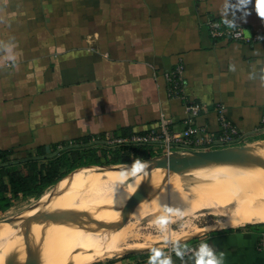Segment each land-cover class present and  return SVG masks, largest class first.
Masks as SVG:
<instances>
[{
    "label": "crops",
    "instance_id": "0c3cea01",
    "mask_svg": "<svg viewBox=\"0 0 264 264\" xmlns=\"http://www.w3.org/2000/svg\"><path fill=\"white\" fill-rule=\"evenodd\" d=\"M234 3L0 0V153L8 152L0 165H49L79 145L94 161L86 166L162 153L161 142L123 149L102 141L156 130L162 116L171 130L184 127L185 101L169 96L165 78L178 61L187 98L208 107L199 124L218 134L221 104L239 144L264 141V0H246L243 11ZM226 19L251 40L213 35L210 22ZM182 239L98 264H264V221Z\"/></svg>",
    "mask_w": 264,
    "mask_h": 264
},
{
    "label": "rangeland",
    "instance_id": "374dc122",
    "mask_svg": "<svg viewBox=\"0 0 264 264\" xmlns=\"http://www.w3.org/2000/svg\"><path fill=\"white\" fill-rule=\"evenodd\" d=\"M263 143L264 141H259L253 146L259 150ZM249 145L251 146L252 143ZM61 152V154L64 153ZM256 152L259 153V151L254 153ZM96 153H101V151H96ZM73 154L67 152L66 156L73 159ZM114 154L113 151L112 157ZM257 156L264 160V155L259 153ZM16 157L15 154L14 158ZM145 159L148 158L133 157L127 164L136 165ZM123 165L125 164L110 165L104 168L96 165L80 166L63 177L56 185L49 186L41 192L30 196L22 194L12 196V205L7 210H0V258L14 256L20 259L26 254L28 258H33L36 264H73L82 255L94 253L92 258L82 260L77 264H98L119 257L118 255H125L128 251L167 248L171 244L179 243L177 242L179 240H184L182 239L186 237L184 234L188 235L187 239L204 234L213 228L230 226L229 219L232 209L226 210L225 208L228 207L222 205L226 194L242 204L247 203L248 195L249 198L256 196V199L259 198V201L264 204V174L259 173L257 179H254L250 172L252 169L255 170V165L264 168L263 165L241 164L199 168L194 170L193 176L173 180L149 172L132 171L129 166L121 167ZM43 166L44 168L49 167L48 164H44L40 168ZM114 167L126 172L127 179L121 183L110 184L101 194L84 193L73 199L71 205L80 207L82 210L80 224L73 228L66 227L53 231L51 225L53 219L50 218L34 219L30 224L26 222L20 228H13L9 221L4 220L6 218L17 220V217L24 213H27L28 217L43 211L56 213L58 203L67 197L73 184L78 183L87 174L116 172L113 171ZM65 169L69 167L63 168V171ZM257 171L260 170L257 169ZM207 174H215L212 178L215 182L206 180ZM144 184L153 185L151 189H147L146 197L134 206L131 212L118 219L119 211L125 200ZM155 187L162 189L152 190ZM204 191L212 194L204 193L203 199H199ZM163 197L169 202H164L162 205L160 201ZM156 198L159 199L156 200ZM204 199H210L224 211L212 209L204 213H194V206ZM173 200H178V203L174 204ZM124 220L125 222L118 224ZM96 221L117 225L101 226ZM83 227L88 230L84 234L70 233L73 229ZM128 229L135 233L136 238L132 239L131 235L128 236L126 233L129 232ZM123 233L125 237H121ZM137 243L140 244L136 245Z\"/></svg>",
    "mask_w": 264,
    "mask_h": 264
},
{
    "label": "bare ground",
    "instance_id": "6f19581e",
    "mask_svg": "<svg viewBox=\"0 0 264 264\" xmlns=\"http://www.w3.org/2000/svg\"><path fill=\"white\" fill-rule=\"evenodd\" d=\"M250 147V153L252 155L255 154V156H257L259 153L260 155H264V143L261 145V147L259 148V150L256 149V147L253 146V144ZM254 147V148H253ZM255 151H259V153H254ZM260 157V156H259ZM261 158V157H260ZM247 164H256V163H247ZM245 164V165H247ZM223 165H241V164H236V163H213V164H209V165H204V166H200L197 168H192L189 169L185 172H173V171H169L167 168L164 167H154L152 168V170H149V163L147 161L141 162L139 164L136 165H131V164H125L121 167H127L129 166L130 170H139V172L141 173H145V172H149L151 174L154 175H159L165 179H169V180H173L175 178H188L191 175H194V170L199 169V168H211V167H219V166H223ZM243 165V164H242ZM115 169H113V173H106V172H97V173H93V174H87L84 177H82L78 183L73 184V187L69 190L67 197L65 199H63L61 202L58 203L57 208H56V213H60V212H74V213H82V210L80 207H75L71 204H73V199H75L78 195L84 194V193H91V194H101L102 191L107 188V186H109L112 183H121V181H124L127 179V173L124 171H120L119 168L114 167ZM255 170H251V176L254 179H257L258 174L262 173L264 174V168L255 165L254 166ZM257 169H259L260 171H257ZM215 176V174H207L206 175V180L215 182V180L212 178ZM156 182V181H155ZM157 183V182H156ZM142 186L147 187V189H151L152 186L144 184ZM238 187V186H237ZM134 188V187H133ZM239 188V187H238ZM162 188L161 187H155L152 190L155 191H160ZM244 191V190H243ZM204 193L206 194H212L209 191H204L200 194L199 199H203L204 197ZM247 193V192H245ZM159 196H161L160 194H158ZM214 197V196H213ZM129 199V198H128ZM128 199L125 200L124 205L126 204V202L128 201ZM159 198H156V200H158ZM169 199V197H168ZM153 200H155V198H153ZM247 203H243L240 202L239 200H234L232 197H230L229 195H225L224 197V202H222V205L228 207L225 208L226 210L228 209H232V215L229 219V223L230 225H238L241 223H245V222H263L264 221V204L259 201V198L256 199L252 196L249 198L248 195V199ZM162 203V205L165 203H168L167 200L163 197L160 201ZM178 203V200H173V203L176 204ZM71 205V206H70ZM123 205V207H124ZM192 205V204H191ZM123 207L120 209L119 211V215H118V219L122 218L123 215ZM134 208H132L129 212H131ZM217 210V211H224L223 208L219 207L218 204H214L210 199H204L199 201V203L197 205L194 206V213H204L208 210ZM77 211V212H76ZM128 212V213H129ZM28 215L27 213L22 214L20 217H17V220H13L10 222V225L13 228H20L22 227L25 223H26V219H27ZM81 218V216H80ZM80 218H78L76 221H72V220H65V219H59V220H53L49 221L52 222V228L53 231L55 230H59V229H63V228H73V226H77L78 224H80ZM45 222V221H44ZM125 231L127 229H124ZM88 230H86L84 227L80 228V229H73V231H71L70 233L72 234H84V232H86ZM129 232H126L129 235H131V238L134 239L136 238L135 233L130 231V229H128ZM51 233V231H49ZM48 233V232H46ZM45 233V234H46ZM41 235V234H40ZM186 237L188 236L187 234H184ZM126 235L123 233L121 235V237H125ZM184 237V238H186ZM140 243H137L136 245H139ZM135 247V245H134ZM133 247V248H134ZM92 250H94L93 248H91ZM6 252V251H5ZM94 253H88L85 254L84 256L82 255L81 258L79 260H76L73 264H77L82 260L85 259H90L92 258ZM27 255H23L22 258L18 259V257H7V256H3L2 258H0V264H6L7 262H11L13 264H23L26 259H27Z\"/></svg>",
    "mask_w": 264,
    "mask_h": 264
},
{
    "label": "built area",
    "instance_id": "2783aa9c",
    "mask_svg": "<svg viewBox=\"0 0 264 264\" xmlns=\"http://www.w3.org/2000/svg\"><path fill=\"white\" fill-rule=\"evenodd\" d=\"M210 30L213 35H226L231 39L242 42L251 40L245 35L242 28L228 26L219 20L210 22ZM165 78L168 84L169 96L181 98L185 101L184 127L181 130H171V119L162 116L159 128L156 130L152 129L144 134H134L125 138L103 139L104 141L102 142L110 145H137L161 142L164 145L162 153H171L174 150L188 152L189 150L212 149L220 145L228 146L241 143V134L227 115L224 105L219 104L216 107L219 120L218 134L210 131L208 126L197 122L198 115L202 111H206L208 107L204 103L195 102L187 98L185 93V63L183 61H178L170 70L166 71ZM192 250L190 249L189 251ZM189 251H186V253Z\"/></svg>",
    "mask_w": 264,
    "mask_h": 264
},
{
    "label": "water",
    "instance_id": "95a60500",
    "mask_svg": "<svg viewBox=\"0 0 264 264\" xmlns=\"http://www.w3.org/2000/svg\"><path fill=\"white\" fill-rule=\"evenodd\" d=\"M250 145L247 144H237V145H220L212 149L204 150H189L188 152H180L177 150L172 151L171 153H161L156 156L149 157L148 159L143 160L149 163V170H152L154 167H164L169 171L173 172H185L192 168H197L204 165H209L213 163H236V164H247V163H256L264 166V160L258 156L252 155L250 151ZM117 166V165H113ZM101 168L106 166L101 165ZM147 195V187H139L128 199L126 204L123 207V215H126L134 206H136L140 201H142ZM82 214L74 212H40L35 215H32L26 219V222H30L34 219L36 220H46V219H69L76 221L80 218ZM5 221H13L12 218H6ZM91 220V219H90ZM124 221L118 222V224L123 223ZM97 224L103 226H113L115 224H106L101 221H96ZM117 225V224H116ZM26 234V232H25ZM6 264H13L7 262ZM23 264H36V261L33 258H27Z\"/></svg>",
    "mask_w": 264,
    "mask_h": 264
},
{
    "label": "trees",
    "instance_id": "16d2710c",
    "mask_svg": "<svg viewBox=\"0 0 264 264\" xmlns=\"http://www.w3.org/2000/svg\"><path fill=\"white\" fill-rule=\"evenodd\" d=\"M118 148H126L130 144L118 145ZM85 147V146H83ZM59 153L48 161L49 167L40 168L38 160H27L22 162L21 169L18 164L8 163L0 165V210H7L12 205L11 197L5 196V192H10L12 196H30L36 192H41L49 186L56 185L63 177L80 166L89 165L92 161H85L84 156L87 151H81V145ZM67 152L74 153L73 161L66 156ZM7 153H0V158L7 159ZM77 154V155H76ZM118 160H123L119 158ZM121 162V161H120ZM112 163H119L117 159ZM101 164V163H99ZM69 167L64 171L61 168Z\"/></svg>",
    "mask_w": 264,
    "mask_h": 264
},
{
    "label": "clouds",
    "instance_id": "9594fccd",
    "mask_svg": "<svg viewBox=\"0 0 264 264\" xmlns=\"http://www.w3.org/2000/svg\"><path fill=\"white\" fill-rule=\"evenodd\" d=\"M230 3H231V0H230ZM246 4H247L246 0H235V3L232 5L234 6L233 8L235 10L243 11ZM225 23L228 24L229 26H233L234 24L233 20H228V19L225 20Z\"/></svg>",
    "mask_w": 264,
    "mask_h": 264
},
{
    "label": "snow or ice",
    "instance_id": "6c2138e0",
    "mask_svg": "<svg viewBox=\"0 0 264 264\" xmlns=\"http://www.w3.org/2000/svg\"><path fill=\"white\" fill-rule=\"evenodd\" d=\"M261 14L264 15V8H262Z\"/></svg>",
    "mask_w": 264,
    "mask_h": 264
}]
</instances>
